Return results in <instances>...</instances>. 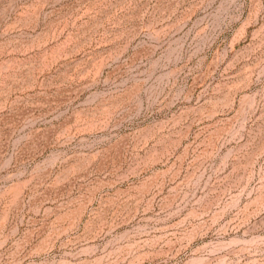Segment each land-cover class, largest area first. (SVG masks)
Instances as JSON below:
<instances>
[{
	"label": "rangeland",
	"instance_id": "rangeland-1",
	"mask_svg": "<svg viewBox=\"0 0 264 264\" xmlns=\"http://www.w3.org/2000/svg\"><path fill=\"white\" fill-rule=\"evenodd\" d=\"M0 264H264V0H0Z\"/></svg>",
	"mask_w": 264,
	"mask_h": 264
}]
</instances>
